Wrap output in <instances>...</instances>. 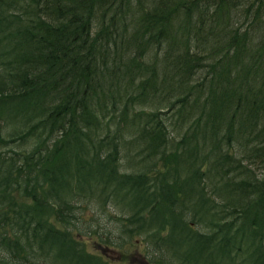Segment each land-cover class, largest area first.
Returning <instances> with one entry per match:
<instances>
[{
  "label": "trees",
  "instance_id": "trees-1",
  "mask_svg": "<svg viewBox=\"0 0 264 264\" xmlns=\"http://www.w3.org/2000/svg\"><path fill=\"white\" fill-rule=\"evenodd\" d=\"M83 236L264 264V0H0V264Z\"/></svg>",
  "mask_w": 264,
  "mask_h": 264
},
{
  "label": "rangeland",
  "instance_id": "rangeland-1",
  "mask_svg": "<svg viewBox=\"0 0 264 264\" xmlns=\"http://www.w3.org/2000/svg\"><path fill=\"white\" fill-rule=\"evenodd\" d=\"M106 212L114 213L116 212L113 208L106 209ZM91 215L92 213L89 210H86L82 213L81 220L83 221L81 225L85 227L87 224L91 223ZM97 215V214H96ZM104 222V219H101ZM80 225V226H81ZM82 239L86 243V249L88 251H93L96 253H102L109 258V261L114 263H121V264H148L142 259L143 256V247L140 244L139 239L134 240L135 242L133 245L128 246L127 250L123 252L113 251L107 248H103V244H99L96 242L95 239L89 238V236H83Z\"/></svg>",
  "mask_w": 264,
  "mask_h": 264
}]
</instances>
